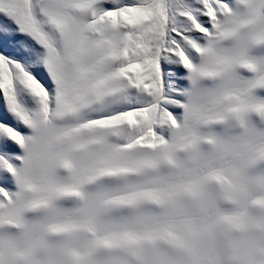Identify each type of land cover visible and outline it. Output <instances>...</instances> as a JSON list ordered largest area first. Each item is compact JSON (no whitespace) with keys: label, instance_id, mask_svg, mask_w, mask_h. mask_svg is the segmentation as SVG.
Here are the masks:
<instances>
[{"label":"snow or ice","instance_id":"6c2138e0","mask_svg":"<svg viewBox=\"0 0 264 264\" xmlns=\"http://www.w3.org/2000/svg\"><path fill=\"white\" fill-rule=\"evenodd\" d=\"M0 264H264V0H0Z\"/></svg>","mask_w":264,"mask_h":264}]
</instances>
